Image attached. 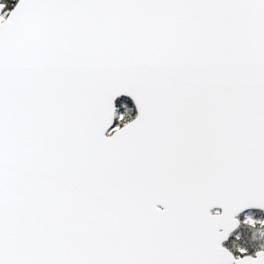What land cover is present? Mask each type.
I'll use <instances>...</instances> for the list:
<instances>
[{"label": "snow or ice", "instance_id": "1", "mask_svg": "<svg viewBox=\"0 0 264 264\" xmlns=\"http://www.w3.org/2000/svg\"><path fill=\"white\" fill-rule=\"evenodd\" d=\"M7 8L0 264H264V0Z\"/></svg>", "mask_w": 264, "mask_h": 264}, {"label": "trees", "instance_id": "2", "mask_svg": "<svg viewBox=\"0 0 264 264\" xmlns=\"http://www.w3.org/2000/svg\"><path fill=\"white\" fill-rule=\"evenodd\" d=\"M4 3H7L8 9L11 10L15 7L18 0H4ZM133 107V105H132ZM134 108V107H133ZM132 118L134 119L136 116L135 108L133 110ZM259 227V225H257ZM241 239L239 241H233L234 244H241V246H247L249 247L250 251H253L252 245H260L264 244V230H253L249 228L248 226L244 225L242 226L240 233H239Z\"/></svg>", "mask_w": 264, "mask_h": 264}, {"label": "rangeland", "instance_id": "3", "mask_svg": "<svg viewBox=\"0 0 264 264\" xmlns=\"http://www.w3.org/2000/svg\"><path fill=\"white\" fill-rule=\"evenodd\" d=\"M3 1H4V0H0V2H3ZM18 1H19V0H18ZM6 11H10V10L7 8ZM127 102H128V106H129V108L132 109L131 116H133L132 114H133V110H134V108L132 107V103H131L129 100H127ZM244 215H251L254 219H257V220H262V219H264V212L251 211V212H247V213H245ZM242 218H243V215H242Z\"/></svg>", "mask_w": 264, "mask_h": 264}, {"label": "water", "instance_id": "4", "mask_svg": "<svg viewBox=\"0 0 264 264\" xmlns=\"http://www.w3.org/2000/svg\"><path fill=\"white\" fill-rule=\"evenodd\" d=\"M18 3H19V1L17 2V4ZM126 99L129 100L132 103L133 107L135 108L134 102L130 98H126ZM135 111H136V108H135ZM136 114H137V112H136ZM251 211L264 212V210H260V209H248V210L245 211V213L251 212ZM244 214H242V215H244Z\"/></svg>", "mask_w": 264, "mask_h": 264}]
</instances>
